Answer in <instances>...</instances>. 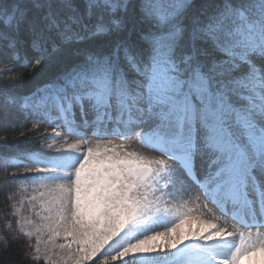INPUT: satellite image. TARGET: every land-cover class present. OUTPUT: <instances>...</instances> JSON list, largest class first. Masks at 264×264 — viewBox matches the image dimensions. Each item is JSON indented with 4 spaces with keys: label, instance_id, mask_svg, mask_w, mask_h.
<instances>
[{
    "label": "snow or ice",
    "instance_id": "6c2138e0",
    "mask_svg": "<svg viewBox=\"0 0 264 264\" xmlns=\"http://www.w3.org/2000/svg\"><path fill=\"white\" fill-rule=\"evenodd\" d=\"M0 65V131L22 129L26 146L0 153L23 166L0 173V191L15 200L27 189L13 182H30L24 200L40 217H12L13 238L35 239L26 259L116 264L231 241L212 264H264V0H0ZM41 66L25 90L17 69ZM90 133H134L149 154L89 146ZM65 134L81 143L58 147ZM101 204L108 230L88 239L82 217ZM154 211L177 219L114 247ZM185 264H208L206 253Z\"/></svg>",
    "mask_w": 264,
    "mask_h": 264
},
{
    "label": "rangeland",
    "instance_id": "374dc122",
    "mask_svg": "<svg viewBox=\"0 0 264 264\" xmlns=\"http://www.w3.org/2000/svg\"><path fill=\"white\" fill-rule=\"evenodd\" d=\"M3 65H0L2 67ZM51 132L52 128L42 129V131ZM59 131V129H56ZM3 131H0V133ZM0 140H3L2 135L0 134ZM54 138L52 137V143ZM87 141L90 142L89 146L96 147V145L101 146H114L123 144L127 151L138 152L142 155H148V150L143 146V140L136 134H128L123 136L122 139L116 135H94L89 134L87 137ZM80 144L81 137L77 135H67L61 137L59 141H57V146L63 145L64 147L67 144ZM32 185L30 183L23 184L19 188L27 189V192L23 195L20 192H17V196L15 200H12L11 212H13V216L16 218H23L24 220H32L33 223L39 221L40 217L34 215V210L31 205L27 204L24 200L25 195H30L32 192ZM175 200L176 197L173 196ZM105 205L101 204L97 207L86 211L82 217V225L86 229L85 236L88 239L92 238V235H100L103 232L108 230V221L105 216ZM35 211H39V209H35ZM123 207L116 208L113 210V215L116 212L123 213ZM213 219L219 218L220 223L225 222V217L221 216V213L216 210L214 205L209 204L208 208L205 210ZM177 219V216L172 211H161V212H151L141 218H139L135 223L131 226L127 227L124 230V235L118 241L117 245L114 247H120L130 242H135L141 238H144L147 235L152 234L155 231L164 230L167 227H170ZM7 224V223H6ZM227 226L231 230L232 227H236L237 230H240V227L236 222L232 219H227ZM30 227V225H26V228ZM18 228V227H17ZM19 230V229H18ZM12 235V234H11ZM13 236V235H12ZM33 244L35 245V239H31ZM86 242V241H85ZM202 249L206 253V258L208 264H212V254H221L227 255L233 249V244L231 241H225L222 243L217 242H186L185 245L178 246L176 249L166 250L163 252H152V253H142L137 254L135 256H130L124 259V261H117L119 264H126L128 260H130L134 264H157L161 262L171 261L176 258V256L180 255L182 257L185 256V260L187 258V253L193 249ZM226 248H229V251L226 252ZM167 253V254H166ZM159 260H156L158 259Z\"/></svg>",
    "mask_w": 264,
    "mask_h": 264
},
{
    "label": "trees",
    "instance_id": "16d2710c",
    "mask_svg": "<svg viewBox=\"0 0 264 264\" xmlns=\"http://www.w3.org/2000/svg\"><path fill=\"white\" fill-rule=\"evenodd\" d=\"M44 72L45 68L43 66H41V68L17 69L18 74H23L27 77L25 90L31 88L34 84L40 83L44 78ZM18 126L19 125H17V127ZM24 126L30 129L31 121L25 122ZM21 130L22 129H15L10 131H3L0 133L3 137V140L5 141V143L0 144V153H11L17 148L22 149L26 147L24 145L25 138L19 137V132ZM45 143H47V140L45 141ZM14 159V156L6 157L4 155H0V173L4 172L5 170L8 172L22 171V165H19V167L14 166L18 164V162L14 161ZM26 183L28 182H13V184L18 187ZM0 187H3V185H0ZM11 195L12 191H9L7 193L4 191H0V264H33V261L30 259H26L24 255L27 244H33L32 240L26 239L23 236L13 238L11 234L19 232L18 228L15 226L14 220L12 219L13 212H11L7 220L5 219L7 205L9 203L11 204L12 202V200H6V196L10 197ZM6 223L12 224V227L8 231L4 230ZM156 260H159V258ZM40 264H43V261H41ZM116 264L119 263L116 262ZM126 264L134 263L128 260Z\"/></svg>",
    "mask_w": 264,
    "mask_h": 264
},
{
    "label": "bare ground",
    "instance_id": "6f19581e",
    "mask_svg": "<svg viewBox=\"0 0 264 264\" xmlns=\"http://www.w3.org/2000/svg\"><path fill=\"white\" fill-rule=\"evenodd\" d=\"M14 161H17L16 159H14ZM18 162V161H17ZM229 251V248H226V252H228Z\"/></svg>",
    "mask_w": 264,
    "mask_h": 264
}]
</instances>
